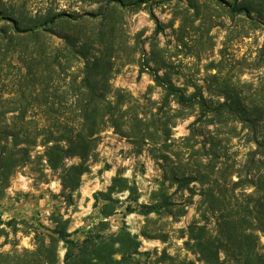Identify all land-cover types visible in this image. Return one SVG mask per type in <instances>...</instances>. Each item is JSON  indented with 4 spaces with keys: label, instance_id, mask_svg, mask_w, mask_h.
I'll list each match as a JSON object with an SVG mask.
<instances>
[{
    "label": "rangeland",
    "instance_id": "374dc122",
    "mask_svg": "<svg viewBox=\"0 0 264 264\" xmlns=\"http://www.w3.org/2000/svg\"><path fill=\"white\" fill-rule=\"evenodd\" d=\"M108 2L0 0V14H21L29 19L64 14L68 22L51 28L56 37L69 36L87 46L100 42L97 51L112 64L108 83L112 90L122 92L119 101L123 112L121 134L112 129L99 134L95 160L80 177L75 192L63 193L58 173L45 168L43 161L16 170L0 199V220L9 222L0 227L6 234V238L0 237V254L31 251L35 234H46L56 227L69 233L71 240L81 241L90 231H97L96 224L102 221L99 210L107 204L112 214L104 220L106 233L125 228L139 243L138 252L145 253L135 258L140 263L159 264L166 256L176 262H194L181 237L190 223L202 224L195 212L198 197L192 198L179 218L143 217L126 192L108 194L111 180H126L135 191L136 204H151L154 193L178 204L186 193H173L174 186L167 180L183 172L188 153H201L207 136L228 139L222 153L234 169L252 148L244 142L245 131L240 125L214 127L209 120L197 122L196 137L186 142L188 127L196 118L195 107H179L171 99L164 104L151 76L167 78L185 95L199 94L212 102L235 94L247 107L264 112V68L257 61L264 46V17L258 23L252 15H231L227 8L231 0H170L138 9H119ZM90 13L97 15L85 16ZM2 25L0 22V28ZM56 37L48 39L52 46L61 43ZM35 152L41 149L36 148L31 156ZM76 163L75 159L65 161L66 165ZM231 181H235L234 176ZM106 198L107 203L102 201ZM126 208L135 211L128 213ZM205 227L211 229V221ZM260 243L264 245V238ZM57 256V264H62L61 244L57 245Z\"/></svg>",
    "mask_w": 264,
    "mask_h": 264
},
{
    "label": "trees",
    "instance_id": "16d2710c",
    "mask_svg": "<svg viewBox=\"0 0 264 264\" xmlns=\"http://www.w3.org/2000/svg\"><path fill=\"white\" fill-rule=\"evenodd\" d=\"M167 1L108 3L119 9H138ZM227 8L231 15H252L258 23L264 17V0H231ZM96 15L85 14L90 18ZM63 21L68 22L60 13L30 19L21 14H0V199L16 170L33 161L38 165L43 161L45 168L58 173L63 193L75 192L80 177L95 160L99 134L105 129L121 134L122 92L112 90L108 83L112 64L97 51L100 42L87 46L69 36L56 37L51 28ZM261 27L264 31V22ZM50 37L61 43L52 46ZM257 61L264 68V46ZM151 80L161 90L164 104L171 99L179 107H195L196 118L188 127L186 142L196 137L197 122L209 120L214 127L240 125L245 131L244 142L252 148L234 169L222 153L228 139L207 136L201 153H188L183 172L167 180L174 186L173 193H186L178 204L161 193L153 194L151 204H136L135 191L120 178L111 180L108 194L126 192L139 215H163L172 220L181 217L192 198L198 197L195 212L202 224L190 223L181 237L194 262H176L166 256L159 264H264V245L260 243L264 238L263 110L247 107L235 94L212 102L199 94L185 95L167 78L154 74ZM36 148L41 152L31 156ZM71 159L77 163L66 165ZM232 176L235 181H231ZM102 201L107 203L109 198ZM99 214L102 221L96 224L97 231H90L81 241L71 240L69 233L56 227L46 234H35L31 251L0 254V264H57L58 244L63 250L62 264H142L135 258L145 253L138 252L139 243L125 228L106 233L104 220L112 214L107 204L101 206ZM209 221L211 229L205 227ZM8 225L0 220V227ZM0 237L6 238L2 228Z\"/></svg>",
    "mask_w": 264,
    "mask_h": 264
}]
</instances>
